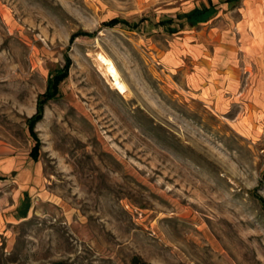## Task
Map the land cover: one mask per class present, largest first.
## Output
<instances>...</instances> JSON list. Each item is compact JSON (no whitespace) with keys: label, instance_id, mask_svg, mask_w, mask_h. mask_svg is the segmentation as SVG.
I'll return each mask as SVG.
<instances>
[{"label":"rangeland","instance_id":"obj_1","mask_svg":"<svg viewBox=\"0 0 264 264\" xmlns=\"http://www.w3.org/2000/svg\"><path fill=\"white\" fill-rule=\"evenodd\" d=\"M253 32L264 0H0V264H264V65L212 80Z\"/></svg>","mask_w":264,"mask_h":264},{"label":"crops","instance_id":"obj_2","mask_svg":"<svg viewBox=\"0 0 264 264\" xmlns=\"http://www.w3.org/2000/svg\"><path fill=\"white\" fill-rule=\"evenodd\" d=\"M147 3H155V2H160V1H169V0H145ZM225 4H229L226 0H224ZM246 3V0H244V4ZM203 7H212V8H216V5L214 3H212L211 1L206 3V4H201V5H197V6H192V8L188 9V10H184L181 13H177L174 15L171 14H164L162 16V18H175L177 15L179 14H184V13H188L194 9H201ZM252 12V11H251ZM249 12V15L246 18L247 23L252 19L255 22L256 27L258 26V23L260 24V17L258 19V16H260L259 12H255V15H253L254 13ZM259 20V22H258ZM208 21V20H207ZM206 21V22H207ZM204 23V22H203ZM246 23V24H247ZM194 28V27H193ZM258 29L255 28V32ZM182 31V30H181ZM180 32V31H179ZM178 33V32H177ZM242 42H243V48H242V52L241 54H237V50L236 49H228V51L226 50H222V53L219 54V51L217 52V54L214 53V56L217 57H223L224 59L217 61V64L212 65L213 69V74L214 76H212V80L216 81L215 79V74H219L222 73L223 76V85L226 86L228 85L229 87H235L237 86V82H236V78L234 77V75H237V73L240 71L241 68L245 67V64H250L251 66H262L264 65V33H249L247 35H243L242 38ZM239 55V57H238ZM237 56V58H236ZM237 60V61H235ZM243 60V62H242ZM222 85V86H223ZM217 87V86H216ZM29 157L31 158V156L29 155ZM31 160L33 162H36V160H33L31 158ZM0 180H3L2 177H0ZM25 198L28 199V194L26 192L22 193L21 195L18 196L16 202H15V206L11 209L15 210V214L12 215V217L15 220H23L24 218L27 217L28 214V210L30 208L29 202L27 200V202H25ZM12 211V210H11Z\"/></svg>","mask_w":264,"mask_h":264},{"label":"trees","instance_id":"obj_3","mask_svg":"<svg viewBox=\"0 0 264 264\" xmlns=\"http://www.w3.org/2000/svg\"><path fill=\"white\" fill-rule=\"evenodd\" d=\"M228 3L236 2L238 0H226ZM214 12V8L212 7H203L201 9H194L188 13L179 14L175 18H163L161 19L156 27L163 28L164 31L168 34H175L181 30H183L184 27L193 28L199 23L206 22ZM122 23L126 24L123 21H119L117 19H113L105 24L106 27H115L117 24ZM63 78H60V76H54L52 80L50 81V87L53 89L48 90L46 94H44L43 98L44 100L47 98H50L53 96V93L55 92V89L57 87V84H59L60 80ZM49 87V88H50ZM40 117L35 116L34 119L30 122V127L33 126L35 121H37ZM30 156L33 160H36V156L33 152L30 153ZM136 263V259L133 260V264Z\"/></svg>","mask_w":264,"mask_h":264},{"label":"bare ground","instance_id":"obj_4","mask_svg":"<svg viewBox=\"0 0 264 264\" xmlns=\"http://www.w3.org/2000/svg\"><path fill=\"white\" fill-rule=\"evenodd\" d=\"M96 61L98 63L99 69L102 71L103 75L108 80V83L113 88H121L124 86V82L117 71L113 62L105 57L101 53H96Z\"/></svg>","mask_w":264,"mask_h":264}]
</instances>
